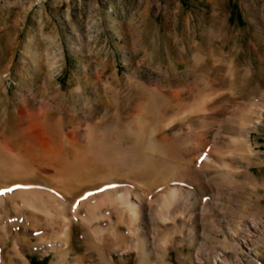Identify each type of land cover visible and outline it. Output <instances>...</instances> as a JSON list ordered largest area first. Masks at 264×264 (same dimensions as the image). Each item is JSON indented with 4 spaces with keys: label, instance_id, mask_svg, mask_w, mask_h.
Masks as SVG:
<instances>
[{
    "label": "rangeland",
    "instance_id": "obj_1",
    "mask_svg": "<svg viewBox=\"0 0 264 264\" xmlns=\"http://www.w3.org/2000/svg\"><path fill=\"white\" fill-rule=\"evenodd\" d=\"M139 112L175 174L150 189L112 177L71 198L42 177L2 182L72 205L44 216L5 199L0 264H212L222 252L264 264V0H0L3 146L18 149L35 115L81 139L86 124L125 128ZM123 184L137 213L105 205L98 232L83 228L84 206ZM171 185L183 196L165 215Z\"/></svg>",
    "mask_w": 264,
    "mask_h": 264
},
{
    "label": "bare ground",
    "instance_id": "obj_2",
    "mask_svg": "<svg viewBox=\"0 0 264 264\" xmlns=\"http://www.w3.org/2000/svg\"><path fill=\"white\" fill-rule=\"evenodd\" d=\"M126 123L128 124L125 128L120 125H105L103 121L86 124L79 139L77 130L55 131L49 124L47 115L28 118L23 124L25 134L20 137L22 142L18 149L10 150L0 143V206L4 204L5 199H13L16 203L38 211L39 214L50 216L54 205L69 209L72 205L66 200L61 203L49 193L38 190L46 186L27 183L28 190L16 187L10 189L6 184H2L9 179L33 180L42 177L49 184L46 188H49L51 193L59 190L71 198L87 185L107 184L112 177L125 178L137 186L150 189L159 184L158 177L163 179L175 174L176 167L168 166L169 162L165 161L167 158H156L155 155L162 149L163 155L168 157L170 149L167 143L156 140L157 131L153 123L150 124L149 120L145 119L143 112H139L134 120ZM36 164L43 165L40 171L32 168V165ZM16 190L27 191L21 193ZM133 191L129 184L113 185L105 190L102 196L91 199L83 208V228L98 232L94 222L103 216L102 207L105 205L118 204L133 214L137 213ZM163 193L159 207L167 215L171 204L179 202L183 194L179 185H171L168 191ZM79 200L85 201L86 197L83 196ZM232 246L235 247L234 243ZM226 254H214L212 264H230Z\"/></svg>",
    "mask_w": 264,
    "mask_h": 264
}]
</instances>
